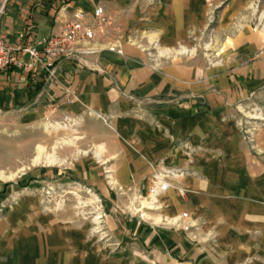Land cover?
<instances>
[{
	"label": "crops",
	"instance_id": "obj_1",
	"mask_svg": "<svg viewBox=\"0 0 264 264\" xmlns=\"http://www.w3.org/2000/svg\"><path fill=\"white\" fill-rule=\"evenodd\" d=\"M223 1L4 0L0 33L17 46L61 33L78 12L92 19L99 6L114 25L77 43L87 54L64 60L55 75L0 71V113L71 124L93 140L90 177L98 192L112 195L106 202L132 195L129 208L143 216L157 211L158 225H177L180 210L188 209L204 221L194 233L204 240L215 236L221 253L231 250L233 257L239 200L264 212V121L250 122L248 142L238 116L245 109L238 103L264 95V0H234L235 9L224 12L239 20L233 33L245 36L225 38L209 68L206 57L194 56L191 37L206 26L209 4ZM251 16H262L263 24L240 21ZM241 49L249 53L243 64ZM241 182L255 192L242 193ZM176 189L188 191V200ZM242 219L247 226L248 216ZM258 219L264 226V213ZM139 226L134 219L130 228L143 239L147 231ZM168 240L175 254L185 252L181 262L194 263L197 245L177 231Z\"/></svg>",
	"mask_w": 264,
	"mask_h": 264
},
{
	"label": "rangeland",
	"instance_id": "obj_2",
	"mask_svg": "<svg viewBox=\"0 0 264 264\" xmlns=\"http://www.w3.org/2000/svg\"><path fill=\"white\" fill-rule=\"evenodd\" d=\"M153 1L157 2L147 3ZM233 3L238 4L234 0L216 7L209 4L206 26L192 33L194 56L206 57L209 68L222 55L219 46L225 38L245 36L233 33L236 18L224 14L235 9ZM260 5L264 7V1ZM262 16L240 21L259 27ZM239 53V64L249 61L248 51ZM241 104L245 106L238 115L241 136L250 142V122L264 121V95ZM92 141L71 124L60 126L39 115L30 119L22 113H0V264H203L207 259L212 264H264V226L258 219L264 212L258 204L253 207L251 201L239 200L242 222L238 236H233L237 249L233 247V257L231 250L223 254L215 236L204 240L194 233L204 221L188 209L180 210L177 225H158L157 211L143 216L129 208L132 195L117 194L106 202L107 195L97 191L90 177L95 168ZM240 185L245 187L243 182ZM252 188L241 191L253 193ZM176 191L183 201L188 200V191ZM245 215L250 219L247 226L243 225ZM134 219L147 231L143 239L130 228ZM192 222H198L197 226ZM172 231L197 245L194 263L181 262L184 251L173 252L168 240Z\"/></svg>",
	"mask_w": 264,
	"mask_h": 264
},
{
	"label": "built area",
	"instance_id": "obj_3",
	"mask_svg": "<svg viewBox=\"0 0 264 264\" xmlns=\"http://www.w3.org/2000/svg\"><path fill=\"white\" fill-rule=\"evenodd\" d=\"M113 25V19L99 6L95 9L92 19L85 13L78 12L61 33L31 44H11L7 37L0 33V71L12 69L33 75L41 70L55 75L57 65L64 60L87 54L76 50L77 43L102 36ZM168 188L169 185L163 187L164 190Z\"/></svg>",
	"mask_w": 264,
	"mask_h": 264
},
{
	"label": "bare ground",
	"instance_id": "obj_4",
	"mask_svg": "<svg viewBox=\"0 0 264 264\" xmlns=\"http://www.w3.org/2000/svg\"><path fill=\"white\" fill-rule=\"evenodd\" d=\"M40 151H41V150H40ZM39 153H41V152H39ZM39 159H40V158L37 159V162L39 161ZM49 159H50V158H49ZM50 161H52V160H50ZM53 163H54V162H53ZM2 174H3V173H2Z\"/></svg>",
	"mask_w": 264,
	"mask_h": 264
}]
</instances>
